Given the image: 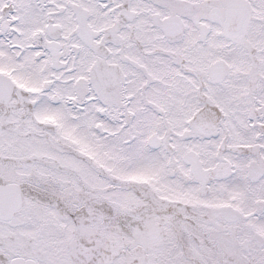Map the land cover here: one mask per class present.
Wrapping results in <instances>:
<instances>
[{
    "label": "snow or ice",
    "instance_id": "6c2138e0",
    "mask_svg": "<svg viewBox=\"0 0 264 264\" xmlns=\"http://www.w3.org/2000/svg\"><path fill=\"white\" fill-rule=\"evenodd\" d=\"M0 264H264V0H0Z\"/></svg>",
    "mask_w": 264,
    "mask_h": 264
}]
</instances>
